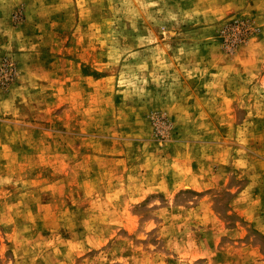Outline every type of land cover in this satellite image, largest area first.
<instances>
[{
  "label": "rangeland",
  "instance_id": "1",
  "mask_svg": "<svg viewBox=\"0 0 264 264\" xmlns=\"http://www.w3.org/2000/svg\"><path fill=\"white\" fill-rule=\"evenodd\" d=\"M0 264H264V0H0Z\"/></svg>",
  "mask_w": 264,
  "mask_h": 264
}]
</instances>
